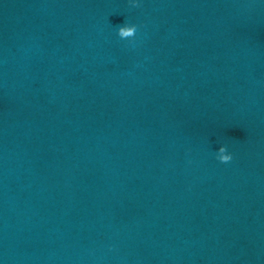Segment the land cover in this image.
Segmentation results:
<instances>
[{
  "label": "water",
  "instance_id": "1",
  "mask_svg": "<svg viewBox=\"0 0 264 264\" xmlns=\"http://www.w3.org/2000/svg\"><path fill=\"white\" fill-rule=\"evenodd\" d=\"M0 264H264V0H0Z\"/></svg>",
  "mask_w": 264,
  "mask_h": 264
},
{
  "label": "clouds",
  "instance_id": "2",
  "mask_svg": "<svg viewBox=\"0 0 264 264\" xmlns=\"http://www.w3.org/2000/svg\"><path fill=\"white\" fill-rule=\"evenodd\" d=\"M136 31L137 29L135 25H122L118 27V35L121 39L134 37ZM217 158L222 163H228L232 160V155L230 153H227V150L224 146H221L218 149Z\"/></svg>",
  "mask_w": 264,
  "mask_h": 264
}]
</instances>
